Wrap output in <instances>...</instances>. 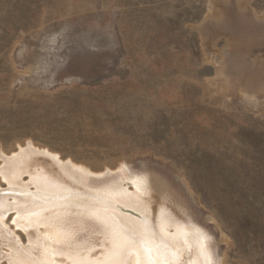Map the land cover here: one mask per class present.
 I'll list each match as a JSON object with an SVG mask.
<instances>
[{
  "label": "rangeland",
  "instance_id": "1",
  "mask_svg": "<svg viewBox=\"0 0 264 264\" xmlns=\"http://www.w3.org/2000/svg\"><path fill=\"white\" fill-rule=\"evenodd\" d=\"M29 143L89 178L28 150L22 183L0 174V264H14V249L27 264L42 252L15 223L34 201L54 203L25 171L34 159L73 188L56 191V211H87L75 203H99L110 185L135 195L134 182L152 184L127 201L145 207L139 221L154 211V232L138 239L146 264L161 206L204 233L211 264H264V0H0V171ZM65 223L73 235L56 262L104 252L95 218Z\"/></svg>",
  "mask_w": 264,
  "mask_h": 264
},
{
  "label": "bare ground",
  "instance_id": "2",
  "mask_svg": "<svg viewBox=\"0 0 264 264\" xmlns=\"http://www.w3.org/2000/svg\"><path fill=\"white\" fill-rule=\"evenodd\" d=\"M27 150L30 153L32 152L33 154H36V156L38 155L41 157L42 156L47 157L48 160L49 159L50 161L52 160L53 165L56 164L60 165L63 168V170H66L65 167L72 168L70 170L72 171L74 170L75 172L71 173L69 171H66V173H68L70 177L72 176L73 177L72 179L77 180L81 184H83L87 179V177L89 176V171H87L86 169L79 168L73 164L70 166L69 162L64 163L63 161L60 160V157L57 156L56 154L55 155L50 154L48 150L45 151V150L37 149L35 148V146L29 143L27 149H21L20 153L12 156V159L10 158L11 159L10 162L7 163V168L11 169L13 167L12 169L13 171L9 169L0 171V174L4 180L9 181V183L11 184H18L16 183L18 181L22 183V179L20 180L22 176L18 174L20 173L19 170L21 169L22 165L27 164L28 158L23 156L24 154L28 156L29 153L26 152ZM28 160L31 161V159ZM34 160L35 162L33 161L32 164L28 165L25 171L29 170L31 172L29 173L31 174L30 175L31 181L35 183L36 188L39 191L43 192L46 196L48 195L49 197H51L49 198L47 196L49 200L54 201V203L48 202L49 203L48 205L47 202H44V200H38V202L34 201L33 205L31 204L33 209L28 211L18 212V217L15 221L17 227L22 228L25 232H27V230L31 231L30 233L33 234V236H35V241H36L32 243H35L36 245H39L42 248L41 255L38 253V255H40L38 261H36L35 263L34 261L31 262H33L34 264H56L58 262V261L56 262V252H57L56 245L66 246L64 245V242L67 243L72 238L73 235V231L67 229V227L64 226L66 224L65 221L69 216L84 215L91 218H95L103 226L104 230L102 232L104 233H100L98 235L102 236L101 239H103L102 246L104 252L93 253L92 247H91L92 249L90 248L89 250L85 249L86 251L83 250L82 252L72 249L73 252L72 251L67 253L63 252V256L68 261L66 263L60 261L57 264H146L144 262V258H146L147 255V251H146L147 247L146 244L144 245L140 243L138 239L144 233L145 235L147 234L150 236V234L154 232L153 227L150 228L149 227L150 224L147 223L150 215H152L154 211L153 209L151 210V207H149L150 210H147V212L144 213V216L147 217V219H145L146 222H142V220L139 221L137 219L139 215L136 213V211L138 212L140 211L141 213V210L142 211L146 210L145 207L143 206V208H140L141 206L135 205L136 202L135 204L133 203L131 204L127 201L129 199L140 200L143 199L141 198L142 196L144 197V195H149L150 192H152L155 189L152 184L149 183L148 185V182L144 180L142 181V184H145L146 187L143 186L142 188H140L138 187L139 186L138 182H134L135 183L134 186L137 189L135 195L131 194L127 189H124L122 185L119 186L115 184L105 187L106 189L100 188L101 190L95 191L97 197L95 196L94 198L99 199L100 204L103 203L102 201L104 199L106 200L107 197L108 200L109 198L110 199L113 198V200L115 201L113 202L114 203L113 207H108L103 204L104 208H99V203L95 204L82 200L80 202H76L75 205L77 206L79 205L80 207L83 206L85 208L87 207V211H79V208L78 211H75L74 208L73 210L67 209V208H72L68 204L64 205L66 206V208L63 206L64 208L62 210L56 211V200H55L56 191L66 192L72 190L73 188L71 189V186H69L67 182L63 184L60 182L61 179L59 177L61 175H59L60 172L56 171V167L55 168L52 167V169L49 170L44 167L42 161L40 162L36 159ZM24 173L22 174L24 175ZM78 175L79 178L77 179ZM64 181L65 180H63L62 182ZM30 183L31 182L29 180V184ZM87 186L88 185H86L85 187ZM85 195H86L85 197L88 196V194ZM26 196L28 197V195ZM85 197H83V199H85ZM41 198H46V197H41ZM77 199H82V198L78 197L76 198V200ZM29 201H33V200L30 199ZM73 204L74 203H72L71 205ZM49 206L53 207L54 209L52 213H49L48 211V209L50 208ZM160 209H161L159 211L160 221L158 222L159 231L157 232L155 231V232L158 238L160 239L161 244L160 243L158 244L155 238L153 239L150 237L148 239L149 242L151 241L153 246L152 247L153 255L151 256V259L148 261V264H186V262H189V264H211L212 262L209 257L210 254H208L209 250H207L206 247L207 245H206L204 233L197 228L182 225V223L179 224L177 220L174 219V215L172 214V211H170L168 208L161 206ZM5 217L6 216L4 214L0 215V233L2 232L1 223L4 222ZM172 229H174V232L171 231ZM5 238L3 237V239ZM106 241H108L109 242L108 244H110L108 249H106L107 247L104 245V242ZM189 243H192L194 245V248L192 249H190L191 247L188 248ZM185 249H187L186 253L184 251ZM18 250L15 249L14 251L12 250L13 253L15 254L14 255L15 257H13L15 261L14 264H27L25 263V260L28 259L26 255L27 256L30 255V257H32V255L29 254V252H25V254L23 255L22 252ZM127 256H129L128 259Z\"/></svg>",
  "mask_w": 264,
  "mask_h": 264
}]
</instances>
